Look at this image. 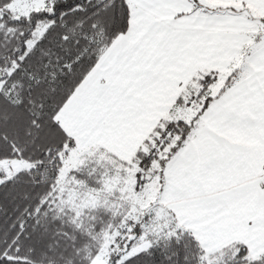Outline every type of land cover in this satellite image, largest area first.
Masks as SVG:
<instances>
[{"label": "snow or ice", "instance_id": "obj_1", "mask_svg": "<svg viewBox=\"0 0 264 264\" xmlns=\"http://www.w3.org/2000/svg\"><path fill=\"white\" fill-rule=\"evenodd\" d=\"M0 264H264V0H0Z\"/></svg>", "mask_w": 264, "mask_h": 264}]
</instances>
